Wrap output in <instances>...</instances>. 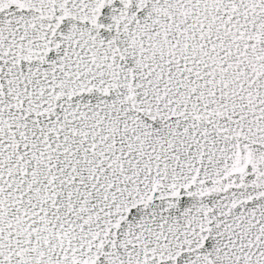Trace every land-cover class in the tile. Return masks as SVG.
<instances>
[{
  "label": "snow or ice",
  "instance_id": "obj_1",
  "mask_svg": "<svg viewBox=\"0 0 264 264\" xmlns=\"http://www.w3.org/2000/svg\"><path fill=\"white\" fill-rule=\"evenodd\" d=\"M0 264H264V0H0Z\"/></svg>",
  "mask_w": 264,
  "mask_h": 264
}]
</instances>
